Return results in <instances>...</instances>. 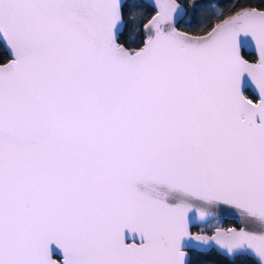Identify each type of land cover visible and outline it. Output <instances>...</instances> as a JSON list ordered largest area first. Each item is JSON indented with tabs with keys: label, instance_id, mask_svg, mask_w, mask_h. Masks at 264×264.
<instances>
[{
	"label": "snow or ice",
	"instance_id": "snow-or-ice-1",
	"mask_svg": "<svg viewBox=\"0 0 264 264\" xmlns=\"http://www.w3.org/2000/svg\"><path fill=\"white\" fill-rule=\"evenodd\" d=\"M206 7L0 0V264H264V0Z\"/></svg>",
	"mask_w": 264,
	"mask_h": 264
},
{
	"label": "trees",
	"instance_id": "trees-1",
	"mask_svg": "<svg viewBox=\"0 0 264 264\" xmlns=\"http://www.w3.org/2000/svg\"><path fill=\"white\" fill-rule=\"evenodd\" d=\"M181 3H183L185 6L190 2V0H179ZM240 3H246V4H255L258 6V0H239ZM196 4H208V5H215V7H206L201 11L200 19H202L205 23L203 25H200L199 28H183L188 31H192L194 33H202L207 27L211 25V23L214 20L215 15L217 14V11H228V5L233 3V0H195ZM189 12H191V9H189ZM1 43V41H0ZM244 55L248 58H252L251 51H243ZM5 53L2 49H0V57L4 56ZM209 258L213 260H218V258L215 254L209 255ZM221 264L224 263V259L220 261Z\"/></svg>",
	"mask_w": 264,
	"mask_h": 264
},
{
	"label": "water",
	"instance_id": "water-1",
	"mask_svg": "<svg viewBox=\"0 0 264 264\" xmlns=\"http://www.w3.org/2000/svg\"><path fill=\"white\" fill-rule=\"evenodd\" d=\"M178 2L181 3L179 0H178ZM181 4L184 5L183 3H181ZM182 30H185V29H182ZM194 34H203V32L202 33H194ZM241 39H242L243 44H244V50L243 51H251V52H253L254 44H253L252 39L250 37H242ZM0 41H1V43H3L2 36H0ZM55 253H56L57 256H62V252L59 249H56Z\"/></svg>",
	"mask_w": 264,
	"mask_h": 264
},
{
	"label": "flooded vegetation",
	"instance_id": "flooded-vegetation-1",
	"mask_svg": "<svg viewBox=\"0 0 264 264\" xmlns=\"http://www.w3.org/2000/svg\"><path fill=\"white\" fill-rule=\"evenodd\" d=\"M232 225H233V221L231 219H225L222 222V226L223 227H229V226H232ZM199 230H200V227H196V228L193 229V231H199ZM213 254H215V251H213L212 253H209L208 255H213ZM242 258L247 259L248 264H256V260L252 256H247V257H242ZM238 259H240V258H238ZM223 264H231V261L227 260V258H224V263Z\"/></svg>",
	"mask_w": 264,
	"mask_h": 264
}]
</instances>
